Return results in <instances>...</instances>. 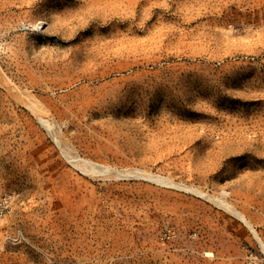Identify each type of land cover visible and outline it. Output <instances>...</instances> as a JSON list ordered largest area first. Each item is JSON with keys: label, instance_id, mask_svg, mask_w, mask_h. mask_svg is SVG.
<instances>
[{"label": "rangeland", "instance_id": "1", "mask_svg": "<svg viewBox=\"0 0 264 264\" xmlns=\"http://www.w3.org/2000/svg\"><path fill=\"white\" fill-rule=\"evenodd\" d=\"M3 194L0 264H264V0H0Z\"/></svg>", "mask_w": 264, "mask_h": 264}, {"label": "built area", "instance_id": "2", "mask_svg": "<svg viewBox=\"0 0 264 264\" xmlns=\"http://www.w3.org/2000/svg\"><path fill=\"white\" fill-rule=\"evenodd\" d=\"M8 198L5 194L0 195V220L5 216L8 210Z\"/></svg>", "mask_w": 264, "mask_h": 264}, {"label": "bare ground", "instance_id": "3", "mask_svg": "<svg viewBox=\"0 0 264 264\" xmlns=\"http://www.w3.org/2000/svg\"><path fill=\"white\" fill-rule=\"evenodd\" d=\"M22 94V93H21ZM29 107V106H28ZM35 113V112H34ZM38 117H39V119H40V121L42 122V124H44L47 128H48V126H47V124H46V119H47V115H45V113H42V114H38ZM91 173H93L94 171L93 170H91L90 171ZM135 176V175H134ZM145 176V175H144ZM112 177V176H111ZM148 177H150L149 175H148ZM152 178V177H151ZM154 178V177H153ZM151 180H154V179H151ZM159 180V179H158ZM159 181H163L164 182V180H159ZM155 182H156V178H155ZM165 182H167V181H165ZM162 183V182H161ZM169 186H170V184H169ZM223 203V202H222ZM250 226V225H249ZM256 234V233H255ZM263 250V249H262Z\"/></svg>", "mask_w": 264, "mask_h": 264}]
</instances>
